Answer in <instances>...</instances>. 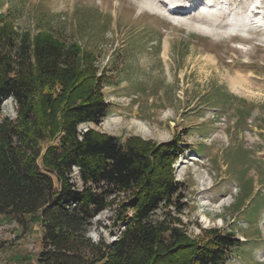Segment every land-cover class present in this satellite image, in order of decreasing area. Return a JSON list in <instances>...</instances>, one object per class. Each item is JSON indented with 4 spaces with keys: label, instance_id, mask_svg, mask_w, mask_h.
Wrapping results in <instances>:
<instances>
[{
    "label": "rangeland",
    "instance_id": "rangeland-1",
    "mask_svg": "<svg viewBox=\"0 0 264 264\" xmlns=\"http://www.w3.org/2000/svg\"><path fill=\"white\" fill-rule=\"evenodd\" d=\"M0 13L94 52L108 113L81 128L122 141L180 135L186 230L233 231L224 264H264V0H0ZM16 113L8 98L0 120ZM113 215L95 218L94 240L116 239ZM41 248L39 221L0 214V264H34Z\"/></svg>",
    "mask_w": 264,
    "mask_h": 264
},
{
    "label": "trees",
    "instance_id": "trees-1",
    "mask_svg": "<svg viewBox=\"0 0 264 264\" xmlns=\"http://www.w3.org/2000/svg\"><path fill=\"white\" fill-rule=\"evenodd\" d=\"M104 76L80 43L17 30L0 13V112L8 98L17 104L15 118L0 120V214L41 223L34 264H224L240 242L234 232L194 237L180 216V135L122 141L81 128L107 116ZM106 210L118 229L111 242L90 235Z\"/></svg>",
    "mask_w": 264,
    "mask_h": 264
},
{
    "label": "bare ground",
    "instance_id": "bare-ground-1",
    "mask_svg": "<svg viewBox=\"0 0 264 264\" xmlns=\"http://www.w3.org/2000/svg\"><path fill=\"white\" fill-rule=\"evenodd\" d=\"M171 4H174L173 2H171ZM174 6H175V8H176V6H179V5H177V4H174ZM179 12H181V11H178L177 13H179Z\"/></svg>",
    "mask_w": 264,
    "mask_h": 264
}]
</instances>
